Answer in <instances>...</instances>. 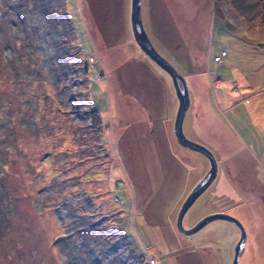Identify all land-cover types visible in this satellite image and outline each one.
Masks as SVG:
<instances>
[{
  "label": "rangeland",
  "instance_id": "rangeland-1",
  "mask_svg": "<svg viewBox=\"0 0 264 264\" xmlns=\"http://www.w3.org/2000/svg\"><path fill=\"white\" fill-rule=\"evenodd\" d=\"M141 6L186 77L183 129L218 164L183 223L237 215L238 264H264V0ZM130 10L0 0V264H231L234 222L177 226L209 160L178 141L172 76L136 41Z\"/></svg>",
  "mask_w": 264,
  "mask_h": 264
},
{
  "label": "water",
  "instance_id": "water-1",
  "mask_svg": "<svg viewBox=\"0 0 264 264\" xmlns=\"http://www.w3.org/2000/svg\"><path fill=\"white\" fill-rule=\"evenodd\" d=\"M130 21L133 29V34L144 52L150 56L156 63L165 68L172 76L176 94L180 101L176 111L174 120V131L178 141L191 148L203 152L209 160V167L201 178L195 182L191 189L187 192L182 200L176 216L178 228L184 233H193L203 226L206 222L213 218L222 217L231 220L239 228V237L235 242L234 252L231 264H238L239 256L245 246L246 228L243 221L235 214L223 210H215L208 212L197 219L192 225L185 226L183 216L188 207L192 204L195 198L208 186L217 173V160L214 153L205 144L189 138L183 129V118L186 109L190 103L189 88L186 77L169 59H167L154 45L147 29L143 23L141 0H131Z\"/></svg>",
  "mask_w": 264,
  "mask_h": 264
},
{
  "label": "trees",
  "instance_id": "trees-1",
  "mask_svg": "<svg viewBox=\"0 0 264 264\" xmlns=\"http://www.w3.org/2000/svg\"><path fill=\"white\" fill-rule=\"evenodd\" d=\"M19 39H21V38H19L18 36H15V37H14V40H19ZM8 75H9V74H8ZM8 78H15V75H9V76L7 77V79H8ZM1 92H2V91L0 90V95H1ZM0 98H1V97H0Z\"/></svg>",
  "mask_w": 264,
  "mask_h": 264
},
{
  "label": "bare ground",
  "instance_id": "bare-ground-1",
  "mask_svg": "<svg viewBox=\"0 0 264 264\" xmlns=\"http://www.w3.org/2000/svg\"><path fill=\"white\" fill-rule=\"evenodd\" d=\"M250 1H252V0H250ZM248 7V6H247ZM257 10V9H256ZM256 12V11H255Z\"/></svg>",
  "mask_w": 264,
  "mask_h": 264
}]
</instances>
